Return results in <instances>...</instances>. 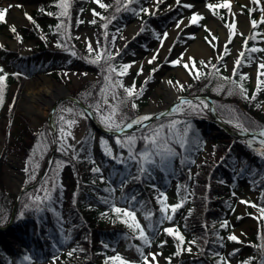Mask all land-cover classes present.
I'll list each match as a JSON object with an SVG mask.
<instances>
[{
  "label": "trees",
  "instance_id": "16d2710c",
  "mask_svg": "<svg viewBox=\"0 0 264 264\" xmlns=\"http://www.w3.org/2000/svg\"><path fill=\"white\" fill-rule=\"evenodd\" d=\"M148 1L134 0L132 7H141ZM69 2L70 16L66 18L65 24V27L68 28L77 24V18L81 12L80 9H85L88 4L87 0H69ZM105 3H108L110 7L108 9H101L103 16H116V19L108 21L107 32L121 29L127 23L140 17L131 11L122 10L119 13H114L113 10L116 7L114 0H106ZM120 3L122 4L123 0H120ZM42 8L45 11H41ZM249 9H252V11L249 12ZM211 10L214 14L216 12L221 13L218 17L223 22L228 20L229 12L227 9L217 8ZM56 11H59V9L54 0H42L40 10L34 12L33 15L35 23L30 20L29 26L22 29L23 40L39 38V29L43 28L47 34L60 39L61 43L74 47L75 44L69 39V36H61L60 33L54 32L53 27H50L55 26L60 19H65L64 17L58 18L55 15L50 16L47 14L48 12ZM179 12H181V9L175 8L161 16L145 15L143 17L145 21L144 29L141 30L140 34L141 44H138L136 39L128 42L126 47L121 51L119 58L129 54L134 48H138L139 46L144 47L148 40H150L149 38L156 35V26L162 29L165 28L169 21L174 19ZM246 12L250 19L255 18L259 20L260 17L257 18V13L261 12L259 7L254 3H252V6ZM95 19V25L100 30L99 36L103 39L102 34L105 32V28L101 27L103 19L102 17H96ZM4 23L5 21H0L1 25ZM37 23L40 25L39 28L36 27ZM263 26L264 22L258 23L255 29L251 26L250 32L253 30L257 32L255 40L249 34L242 35V37L248 36L247 44L249 46L255 43L262 50L250 51V48H246L239 67L245 65L243 60L248 57L254 58L252 60L260 64L264 51V39H260L259 37L264 36ZM183 39L182 36H179L176 39V43L182 42ZM38 49V53L31 56L16 55L14 52L5 50L0 52V65L6 63L14 69V73L19 74L13 75V73L4 70L8 73V76L6 77L4 102L0 104V121L5 126L4 132L7 138L15 139L13 142L15 146L14 150L26 159L32 154V149L37 139H41V142L50 141L46 127H43L38 132L34 131L29 126V119L17 111V104L24 91L28 77L41 70H46L48 66L56 63L55 54L59 52L58 50H49L42 41H38ZM77 56H81L78 50ZM47 60L50 62L47 63ZM233 78L238 80L239 74H235ZM58 79L61 81L60 78ZM192 79L193 85L188 92L190 95H195L200 93L202 86L211 84L215 79H219V77L215 75H202L199 79H196L193 75ZM220 81L223 82L222 80ZM243 83L248 89L249 96H251L256 87H252L247 78L244 79ZM14 84L16 91L10 102V90ZM101 87L100 81L96 83L88 82L81 86L80 91L82 94L76 95L84 102H92L96 100ZM86 91L92 93V95L88 97L83 96V93ZM207 93L211 95L217 111L222 117L228 120L239 117L246 126L249 121H256L258 124L264 125V114L261 108L262 103H264V85H261L260 90L256 92L255 99H245L238 90H236L233 98H226L225 100L221 96L213 95L211 92ZM141 97H135L138 105L136 109H132L128 103L122 104V110L125 112L128 121L139 115V109L143 105ZM165 120L168 119H162L157 122L164 123ZM192 128L199 134L202 141H207L208 137L203 134L195 123H193ZM149 129L151 127L139 132L124 134L120 137L135 134L138 137L136 142V149L138 151L144 147V142L139 137L143 136ZM164 131L166 132L167 128ZM40 134H43V136ZM115 137L104 134L97 136V132L89 124L86 137L80 144V151L76 156L72 157L68 155L63 157L60 153L55 155L52 169L56 165L57 159L62 158L77 173V175L75 174L76 185L72 190L73 196L70 197L66 210L60 206V203L63 201L60 189H57L50 202L46 201L41 205L39 211L35 207L25 208L24 205L29 203L28 194H36L41 189V185L25 192L19 200L15 220L8 238L0 236V264H13L14 259L16 260V264L42 263L54 258L56 253L64 250L72 253L71 255L69 253L65 255L64 264H106L105 256H109V254L113 253L114 249H117L118 243L127 234V225L118 218L116 223L107 226V223L113 220L116 214L110 211V205L105 203V199H101V197L109 198L114 196L117 203L120 201L124 203L123 205L127 204V206L132 205V203L134 204L136 201H142V199H146L149 203L148 205H156L159 203L156 198L158 193L155 188L158 184L162 183L166 186L173 178H176L179 186L184 188L180 192L186 201V213L178 220H175L174 223L163 225L162 228L172 226L173 224L178 225L179 230L186 237V242L191 243L193 239L197 240V244L192 246L195 247L200 256L192 260L194 264H217L219 258L217 254L224 256L226 261L230 260L231 264H233V260L225 254L227 244L233 240L228 239L229 232L227 227H220V224L225 220V215L231 210V202L229 201L230 187L220 186L219 181L229 179L233 186V183L238 180V176L246 175L252 180L255 187L261 188V196L264 193V156L251 158L229 141L215 140L216 150L223 155L222 159L214 163L202 164L196 163L195 157L205 144H200L199 147L189 144L186 146L187 150L182 153L179 145L174 143L173 146L177 148V152L182 158L177 165L173 158H171L165 167L161 168L158 164L153 165L150 171L141 174L137 171L139 163L136 164L135 160H129L124 163L120 162L119 159L113 160L110 155L97 147L96 140L103 138L114 144L116 152L122 151L125 154H129L127 147L116 143ZM193 160L195 163H192ZM27 161L29 160L27 159ZM92 163L94 167L89 168L88 166ZM195 164L197 171L192 175L189 169ZM80 166H83L82 171H79L78 167ZM96 167L102 171H92ZM99 173H105V180L103 182L98 179ZM137 176H139V179L136 178ZM122 181L123 187H121ZM153 185H156V187H153ZM112 187L120 191L117 196L108 191ZM132 196L136 197L135 201L131 199ZM122 197H126L127 200L125 201ZM14 204L15 194L7 188L5 157H2L0 159V226L5 225L10 220ZM56 206H58V213ZM106 209H108L107 212ZM159 209L154 208L151 211L153 223L157 229L161 226L157 221ZM189 209H191V214H189ZM102 213L105 214L102 215ZM63 219L65 220L64 223L68 226V231L62 227ZM117 225H121V227ZM216 233H219V236ZM262 235H264V218L259 220V224L248 242L239 243L240 247L231 254V257L233 256L232 258L236 259L239 264L250 257L252 258L251 264H259L261 250L257 245L262 243ZM136 239V244H142V241L138 237ZM153 241L160 249L164 250L167 257L172 256V261L169 262L167 260L166 264H179L185 259L181 257L182 252L179 255H173L177 250V239L169 233L162 231L159 238ZM161 241H166V243L161 244ZM105 244L109 246L105 248ZM143 247L145 250L148 245H144ZM26 255L32 256L33 259L31 261L24 260L23 258ZM76 255L79 257H76ZM100 257L102 258L99 259ZM177 258L179 260L175 261ZM107 264H111V262H107Z\"/></svg>",
  "mask_w": 264,
  "mask_h": 264
},
{
  "label": "rangeland",
  "instance_id": "374dc122",
  "mask_svg": "<svg viewBox=\"0 0 264 264\" xmlns=\"http://www.w3.org/2000/svg\"><path fill=\"white\" fill-rule=\"evenodd\" d=\"M89 4L84 9L83 12L79 14V20L83 21L81 23L77 22L76 26H70L69 27V39H71L75 43V48L79 50L81 56L72 55L71 51H68L64 48V53L61 55H58L56 53V63L51 64L46 68L47 72H39L37 74L44 75V76H59L61 77L66 84L69 87V90L72 92V94H82L80 91V88L83 84L88 82H99L102 81L103 88L105 91L102 93L101 90L99 92L98 98L102 101L103 96L107 95L109 101L113 105H117L119 111L116 113L117 120L124 119L125 122L127 121V116L125 112L122 110V104L120 101L124 97V90L123 88L117 87L116 89L111 88V83L116 80V74H112V81L111 82H105L103 79L104 72L102 71V63L101 64H92L89 63L86 57L87 55H92L87 52L86 43L88 40H91L93 42L99 41L101 45H103L106 42L105 36L102 34L103 39L100 38V30L96 27L95 24L90 23V21L93 19V13L90 11L92 8H96L98 11L101 9L99 8V5L95 3V0H88ZM168 1V2H167ZM172 0H160V4H168ZM263 4H264V0ZM106 2V0H104ZM167 2V3H165ZM193 3L194 8L188 9L185 5L186 3ZM223 0H212V3L217 4L221 3ZM41 3V2H40ZM40 3H38V0H0V5L7 8L6 16V25L5 27H0V43L4 45L3 48H0V51H3L2 49L6 48L8 51H14L18 54H25L30 55L31 52L34 49H36L34 52L37 51L38 45L37 43H33L28 40H24L22 43H17L16 48L13 47L12 43L14 41H17L16 34L10 31V25L15 24L17 32L21 27H24L28 25V20H26L25 13H29L30 15L39 8ZM156 4V0H151L146 6L151 8ZM232 9L233 12H235V16L233 17L232 13H230L229 16V22H231L233 19L237 21V33H241L242 31L246 30L248 26V20H247V14L245 12V9L247 7L251 6V0H231ZM11 5V7H9ZM158 5V7H159ZM183 8V15L185 18L189 17L191 14V11L197 10L202 14L201 20L199 23L195 24H187L186 19L185 21H181V26L179 28L175 27V24L171 29L167 30L168 36L166 38H163V43L161 44V40L158 37H155L153 40L149 42V45L147 49L142 50H136L132 53V55L127 56L123 59H120L119 61H116L118 64L119 62H129V61H135L136 63L131 64V66L128 69V72L125 74L126 76L123 79V82L125 84H130L132 80L134 79L137 85V88L139 89V86L141 84L144 85L143 88V95L142 96V106L139 109V115L144 114L143 111L146 107L149 106V103L151 102V105L155 106L157 109H160L161 107L166 105L165 102V91L162 90V86L164 85V79L166 77H169L170 80H172L174 83L175 81L179 80L183 84V88L181 89V92L183 95H188L187 91L192 87L193 85V79L192 76L196 72V68H199L202 72H205L206 69H209L207 65H200L199 61L201 59H204L208 61L211 59V63L218 64L217 67H221V63L229 65V67L232 66V61L234 60L235 56L239 53L236 51V49L240 45L237 44V36L234 40H231L228 44H224L223 42L226 39V32L224 29L220 26V23L217 19L214 18L210 10H208L207 2H200V0H184V2L180 3ZM156 7V9L158 8ZM144 14V13H143ZM180 15V16H181ZM178 19V18H177ZM176 19V21H177ZM244 21L245 25L242 26V22ZM137 22H134L133 24H136ZM204 25H207V27H204ZM130 26V25H129ZM124 27L122 30H119V35L117 36L116 40L113 42L111 40V36L113 33H115L116 30H112L111 32H108L107 37V43L108 46L113 48L115 50L116 48H119V52L124 47V43L127 41V38L129 36L128 33V27ZM163 32L161 31L160 34L162 36ZM189 33H194L195 35H189ZM43 37L47 36V40L43 39L46 43V46L48 49H58L62 48L60 46H57L55 41L57 40L56 36H50V35H44ZM178 35H185L187 36V40L183 44H173V40ZM123 37L121 39L120 37ZM215 36L216 39L212 40V37ZM205 37H208L206 40ZM209 40H212V43L216 44V47L213 48L211 44L208 42ZM28 44L29 52L24 53L22 51V45L21 44ZM171 45V51H168L169 46ZM199 45H202L204 47V50H192L193 48H197ZM95 47V44H94ZM229 48L230 50L227 52V54L224 53V48ZM67 48H70L74 50L76 53V49H74L73 46L67 45ZM156 49H159V52H156ZM186 50V51H185ZM184 52V57L192 59L187 60L189 64V68H192V73H190L187 69L183 67V64L180 65H172L168 62V60L177 58L178 54L181 52ZM51 54H53L51 52ZM156 54V60L152 61L151 63L148 62V58ZM48 55V54H47ZM217 55H220V60H216L215 57ZM167 57V58H166ZM263 58H264V51H263ZM50 61L47 60V63ZM193 62L196 65V68H193ZM73 63V64H71ZM159 64L160 67L157 68V70L153 73H151V79L145 82L144 75L146 73H149L150 69L156 67V65ZM138 66L143 67V72H140L137 74V68ZM237 67V65H236ZM10 70L9 68H7ZM225 74H229L228 71L223 68ZM240 71H245L248 73V81L253 85L256 86V80L258 76L261 79H264V69L259 72V67L250 62L247 63ZM239 72V71H238ZM67 73V75H65ZM86 73V75H85ZM36 74V75H37ZM34 75V76H36ZM202 76V75H201ZM216 78V77H214ZM29 83V82H28ZM219 79H215L211 84L204 86V90L209 91L213 93V95L221 96L224 100L226 98H233L235 95L236 90H233L231 93L228 92V86L224 84L222 88H218L219 84H222ZM27 84V83H26ZM25 84V86H26ZM24 86V88H25ZM14 89L11 91V98L14 96ZM217 89V90H214ZM113 96L115 98L113 99ZM21 101H18L17 104V111L23 115V112L19 109ZM197 103V102H194ZM201 103V109L195 112L190 113L187 117L184 116V114H175L173 116H169L170 119L176 118V116H179V118L183 121L187 119L191 126H192V120L195 118H210V116L206 113L205 108L207 107L206 103L203 101H200ZM90 104H94V102H90ZM150 105V106H151ZM151 106V107H152ZM72 107V108H78L73 103H64L62 104L57 112H56V124H57V130H56V138H57V149L62 156L66 154H72L75 153L74 156H76L79 151V145L84 140L87 134V129L89 127V120L87 115L85 116H79L76 112L69 113V112H62V109ZM48 106H42L41 107V113L44 116H48ZM264 108V105H263ZM92 109L96 113V116L98 120L105 125L100 118V115L96 112L95 107L93 106ZM101 111L107 113L109 111V108L107 105L101 104ZM264 112V110H263ZM63 115L65 119H72L75 120L76 123L71 125L70 127L67 124H64L63 127L72 133L71 136H68L67 142L65 144V151H60V143L59 136H60V127H61V121L60 116ZM24 116V115H23ZM229 122V121H228ZM47 125L46 118H42L41 121L38 123L37 126L33 125L32 122L29 120V126L34 129V131H39L43 126ZM154 125H151V128ZM123 127V125H121ZM202 128L204 126L202 125ZM209 131L208 134H212L214 132H219L215 128L212 127H206ZM5 126L3 122L0 121V158L5 157V172H6V182H7V188L10 192L15 193L17 190H19L21 187L26 186L27 184L33 183L41 173L48 154L51 150L52 141H44L41 142L40 149H37V152L35 153L32 161H26L23 159L21 155H19L15 150V146L13 142L15 141L14 138L8 139L6 136V133L4 132ZM48 132L50 134V130L48 128ZM98 136V135H97ZM97 141V147L101 148L104 152L105 151V145L101 143V139L96 140ZM172 143H175V141H172ZM210 151H208L206 154L201 156L200 161L205 162H213L216 161L220 155L216 153L214 150L213 143L208 141ZM72 145V148H69L68 145ZM114 144H111L108 142V146L111 147V150L113 152V158L119 159L120 162H128L131 160L129 158V154H125V152L118 151L116 152ZM255 147H252L255 149V152L257 154L258 151L256 148L259 147L258 143L254 141ZM96 148V147H95ZM41 149H44L43 155L40 154ZM182 151L185 152L186 148H182ZM107 153V152H106ZM120 153H123V157L120 158ZM108 154V153H107ZM116 155V156H114ZM176 162L180 159L178 156H174ZM55 161V158H54ZM57 161H60V165H57ZM56 165L53 169H51L50 173H48L42 181L48 180L49 186L51 184L55 183V188L52 190V196L54 193H56L57 188H61V195L63 196V201L60 203L61 208H64L66 210V207L68 205V202L70 200V197L73 196L71 193V190L73 188L74 184V175L75 170L71 167V165L67 164L64 159H57ZM38 162L39 167L35 169V179L28 180L29 175L33 171L34 163ZM94 164H91V167ZM28 168L29 171L26 172L25 168ZM90 168V165L88 166ZM79 171L83 170V166L78 167ZM197 168L194 167L191 169L190 174H195ZM55 174V175H53ZM103 175L104 179L101 180L100 176ZM98 179L103 182L105 180V175L103 173H99ZM25 180H28V183H25ZM220 186H226L228 187L230 185V181L228 179L221 180L219 182ZM41 185V184H40ZM164 189L167 192V203H177L181 199L184 200V204L182 207L178 208L176 210V213L174 214L173 221H164L163 225H169L175 222V220H178L180 216L184 215L185 213V204L186 201L184 199V196L181 194V190L184 188L180 187L178 182L176 181V178L169 181L166 186L164 184H158L156 187V192L158 193L157 196L160 194L161 191L164 192ZM231 202H232V209L227 213V216L225 219L228 220V226L227 230L229 234L235 233L237 234L240 239L235 241H230L229 244H227L225 253L231 257V254L233 253V249L237 250L238 247H240L239 243H245L248 242V240L251 238V235L253 234L254 230L258 226L259 219L257 217L259 216V209L252 206V203L245 204L243 203V200H248L251 202H255L257 205L264 204V201H260L257 203V200L259 199L260 191L255 188L250 180L244 176V177H238L237 183H235V186L231 190ZM120 193L118 189H116V192L114 193L116 196ZM235 193V195L233 194ZM42 194V192H41ZM156 196V198H157ZM46 202V201H45ZM121 203L120 201L118 202ZM148 201L146 199H142V201H136L134 204L129 206H134V210L136 211L137 217L140 220L141 224L145 226V230L149 232L151 235V229L147 228L148 220L145 219L144 213L145 211H151L153 207L148 205ZM58 206H56V210L58 213ZM154 208H159V204L154 205ZM62 210V209H61ZM171 214V210H169ZM159 217L162 215L160 210H158ZM251 214V215H250ZM117 216L115 215L113 217V220H111L107 226L114 223L115 220H117ZM65 220L63 219L62 227L64 230L68 231V226L64 223ZM162 225V226H163ZM161 228L157 229V234L153 237L154 239L159 238L161 234ZM129 230V234H127V237H123V239L118 243V251L121 253L122 256L127 258H135L139 259V253L137 252L136 248L134 247L135 243L137 242L136 236H134L131 233V229L129 226L127 227ZM190 245V242H186L184 245L185 250L182 251L181 257L185 258L184 261H181L180 264H190L191 260H193L195 257L198 256V252L196 249L191 245L192 251H187V247ZM116 251V250H115ZM148 251H155L158 253L156 260L158 261V264H165L167 262V255L164 252L163 249H160L156 243L153 241L152 245L148 246L145 249V252ZM162 253V255H160ZM63 256L64 253H57L54 258L50 259L49 261H46L42 264H63ZM233 259V258H232ZM15 262V260H14ZM234 264H238L236 260H233ZM112 264H115L114 261H111Z\"/></svg>",
  "mask_w": 264,
  "mask_h": 264
},
{
  "label": "snow or ice",
  "instance_id": "6c2138e0",
  "mask_svg": "<svg viewBox=\"0 0 264 264\" xmlns=\"http://www.w3.org/2000/svg\"><path fill=\"white\" fill-rule=\"evenodd\" d=\"M116 7L114 8V13H119L120 11H131L137 16H140L141 13H149L154 8L158 7L160 0H156V4L152 6V8H149L148 6H141V7H132V4L134 0H123V3H120V0H114ZM184 2V0H176V4H180ZM54 3L57 5L59 11L56 12H48L47 14L52 16L55 15L58 18L64 17L65 19H60L59 22L55 26H50L54 28V32L60 33L61 36L67 37L69 36V28L65 27L66 24V18L70 16L69 8H70V2L69 0H54ZM95 3L99 5L100 9H108L110 5L108 3H105L104 0H95ZM253 3L257 6H259L261 15L259 20L252 18L250 20V24L255 29V26L260 23L264 22V4L261 3V0H253ZM188 9H193L194 5L193 3H186L185 5ZM11 7V5H9ZM207 7L209 9H217V8H225L228 12L232 13L233 17L235 16V12H233V9L231 7V0H223L222 3H208ZM7 8H0V21H5L6 18V12ZM41 11H45V9H41ZM81 12L84 11L83 8L80 9ZM93 13V19L90 21V23L95 24L96 19L95 17H102L103 23L101 27L105 28V32L103 35L106 38V42L101 45L100 42L97 40L95 42L88 40L86 43L87 52L92 55H87L84 57L88 60L89 63L92 64H101L102 63V71L104 72L103 79L105 82H111L112 81V74H116V80L111 83V88L114 90L117 87L123 88L124 90V97L120 101L121 104L128 103L130 104V107L132 109H136L138 107L136 103L135 97L139 95H143V88L144 85L141 84L139 86V89L137 88L136 82L133 79L130 84H125L122 80V77L128 72L129 67L131 64L136 63L135 61H129V62H119V64L116 61H119V48H116L113 50V48L108 46L107 43V37H108V21L112 19H116L115 15L104 17L102 12L98 11L96 8H92L90 10ZM252 9H249V12H251ZM217 16H220L221 13L216 12ZM27 18L29 20H32L33 23H35L34 18L29 14L25 13ZM202 14L197 11L193 10L191 11V14L189 17L185 18L184 16H180L175 24V27L179 28L181 26V21H185L187 24H195L199 23L201 20ZM77 22L81 23L83 21H80L79 18H77ZM144 23L145 21L141 17V24H140V30L144 29ZM224 24L227 25V34L226 39L223 42L224 44H228L231 40L233 35L235 34V31L237 29V21L233 19L231 22L228 20L224 21ZM36 27L39 28L40 25L37 23ZM204 27H207V25H204ZM63 29V30H62ZM10 31L16 34V37L21 42L23 41V36L17 32L15 24L10 25ZM155 31V30H153ZM119 35V29H116L115 33L112 34L111 40L114 42ZM158 38L161 40V44L163 43V38H166L169 34L167 31L163 32L162 36L160 33H156ZM189 35L194 36V33H189ZM249 35L252 37L253 40L257 38V32L253 30L249 33ZM123 39V37H120ZM260 39H264V36L259 37ZM43 39L47 40V36H44ZM207 40L208 37H205ZM216 37L213 36L212 40H215ZM212 40H209L208 42L211 44L213 48L216 47V44L212 43ZM248 36H244L242 43L244 44V48H237L236 51L239 53L235 56L234 60L232 61V66L229 67V65L221 63V67L225 68L228 71V75H225L224 73L220 72L219 68L215 63H211V59L208 61L201 59L199 61L200 65H207L209 68H211V72L204 73L199 68H196L195 63L193 62L192 67L196 68V72L194 73V78L199 79L201 75H208V76H217L220 80L223 81L222 84L218 85V88H222L224 84H227L228 86V92L231 93L233 90H238L239 93L245 98V99H255L256 92L260 90V86L264 85V79H261L259 76L256 80V89L252 92L251 96H249L248 89L245 87L243 81L245 78L248 77V73L245 71H239V79H234V75L238 72V69L236 65L240 64L242 62V56L246 48H250V51H260L262 50L260 46H258L255 43H252L250 46L247 44ZM175 40H173V44H175ZM57 46L64 47L66 50L71 51L72 55H76L77 53L67 48V45L62 44L60 39H57L55 41ZM95 44V47H94ZM4 45L0 43V48H3ZM229 48H224V53L227 54L229 51ZM168 51H171V45L169 46ZM186 51V50H185ZM156 52H159V49H156ZM167 58V57H166ZM192 59L191 57L185 58L184 52L178 54L177 58H173L168 60V62L172 65H180L183 64V67L187 69L190 73H192V68H189V64L187 60ZM216 60H220V55H217L215 57ZM254 59L252 57L245 58L243 60L244 63H250L251 60ZM156 60V54L151 55L148 58V62L151 63L152 61ZM160 65L157 64L156 67L150 69L149 73H146L144 75L145 82L151 79V73L155 72L157 68H159ZM260 69H264V58L261 59V62L259 64ZM143 67L138 66L137 68V74L140 72H143ZM13 75H19L18 73H13ZM67 75V73H65ZM86 75V73H85ZM264 75V74H262ZM8 76V73L4 71L3 65H0V104H3L4 102V93L6 88V77ZM170 85H179L180 88H183V84L177 80L175 81V84L172 80L167 81ZM217 90V89H214ZM105 89L102 87L101 92L103 93ZM92 93L90 92H84L83 96L88 97L91 96ZM115 96H113V99ZM175 102L171 104L170 111L166 110L165 113L160 114L163 116H173L175 114H184L185 117H187L190 113L198 111L201 109V103L199 102V98H197V103H194L192 99H189L185 96H176L174 97ZM107 105L109 108V111L107 113L101 111V104ZM95 107L96 112L100 115L101 121L105 124L106 127L109 129H115L116 131H122L121 125L124 127H132L134 124H142V122L148 120V118L153 113H144L142 115L136 116L134 119H130L128 122H125L124 119L117 120L116 113L119 111L117 105H113L110 103L107 95L103 96L102 101L100 99H96L94 101V104H90L89 107ZM259 107V105H257ZM69 112L73 113L76 112L79 116H85L86 110L80 109V108H72L67 107L62 109V112ZM61 121V127H60V136H59V143H60V151H65V144L67 142V137L71 136L72 133L70 131H67L63 125L67 124L69 127L76 123L75 120L72 119H65L63 115L60 117ZM11 123V121H9ZM229 123H233L237 130H239L241 133H253L250 138L247 139V143L249 146L255 147L254 141L258 143L259 147L256 148L260 156H264V125L258 124L256 121H249L247 126L246 124L239 118L236 117L232 120H229ZM165 128H167V131L165 132ZM43 136V134H40ZM138 137L133 135H125L124 137L116 136L115 141L117 144H121L128 149L129 158L131 160H136L139 163V167L137 171L141 174H143L146 171H150L151 167L153 165H159L161 168L165 167L167 163L170 161V159L177 154V148L173 146L172 141H175L179 145L180 148H186L189 144H194L197 147H199L200 144H206V141H202L199 137V134L192 128L190 122L185 119L181 120L179 116H176V118L165 120L164 123L157 122L151 129H149L148 132H146L143 136L139 137L144 142V147L140 148L138 151L136 149V142ZM101 143L104 144L105 151L108 153V155H113V152L111 150V147L108 146V141L101 138ZM41 146V139H37L35 145L32 149V154L28 156V160L32 161L35 153L37 152V149H40ZM69 148H72V145H68ZM44 149H41L40 154L43 155ZM75 155V153H73ZM123 153H120V158L123 157ZM60 161H57V165H60ZM94 163V161H93ZM192 163H195L193 160ZM39 167L38 162L34 163L33 171L28 177V180L35 179V169ZM25 171L28 172L29 169L26 167ZM92 171L94 172H100L102 171L100 168L96 167L93 168ZM189 172L191 173V169H189ZM55 175V174H53ZM139 179V176L136 177ZM100 179L103 180L104 176L101 175ZM28 180H25V183H28ZM121 187H123V181L121 182ZM153 187H156V185H153ZM55 188V183L51 184L49 186V181L44 180L41 181V189L36 194H28V201L29 203H26L24 205L25 208L29 207H35L37 211L40 210L41 205L44 204L45 201L50 202L52 199V190ZM110 193H115L116 188L112 187L108 190ZM42 192V194H41ZM235 195V193H233ZM101 199H105V203L110 205V211L115 213L119 219L123 221L126 225L129 226L131 229V233L138 237L140 241H142V244H136L134 247L136 248L137 252L139 253V259L135 258H127L121 255L120 252H115L114 255L111 256H105V262L114 261L115 264H158V261L156 260V257L158 255L155 251H148L147 253L144 250V245H152L153 243V237L157 234L156 231V225L153 223L152 219V212L151 211H145L144 216L145 219L148 220L147 228L153 229V233L150 235L148 231L145 230V226L141 224L140 220L137 217L136 211L134 210V206H121L119 205L115 197H109L104 198L101 197ZM122 199L127 200L126 197H122ZM132 200H136L135 196L131 197ZM167 193L161 191L160 194L157 196V201L159 203V208L161 212V216L157 218V221L160 225L164 224V221H173L174 214L176 213V210L184 204V200L181 199L177 203H167ZM261 199L264 200V193L261 194ZM243 203L249 204L252 203L253 207H256L259 209V216L257 219L264 218V204L257 205L255 202H251L248 200H243ZM91 207V205H89ZM171 210V214L169 212ZM108 209H106V212ZM105 213H102V215ZM189 214H191V209H189ZM23 215V213H21ZM251 215V214H250ZM228 226V220L225 219L221 224V228H225ZM161 231L165 233H169L171 236L175 237L177 239L176 244V252L173 253V255H179L182 251L185 250L184 245L186 243V237L182 231L179 230V226L173 224L172 226H166L160 229ZM217 236H219V233H216ZM127 237V234H125ZM228 239L233 241H238L240 237L235 234L231 233L228 236ZM262 243L257 245V247L261 250V258L259 260V264H264V235L261 236ZM166 243V241H161V244ZM197 240L193 239L190 243V245L187 247V251H192L191 245H196ZM109 245L105 244L104 247L107 248ZM75 251V250H73ZM236 250L233 249V252ZM72 253L70 252L69 255ZM162 255V253H160ZM218 255L217 264H231L230 260L226 261V258L224 256ZM26 261H31L33 258L30 255H26L24 258ZM251 257L248 258L245 261H242L241 264H251ZM167 260L169 262L172 261V256L167 257Z\"/></svg>",
  "mask_w": 264,
  "mask_h": 264
},
{
  "label": "water",
  "instance_id": "95a60500",
  "mask_svg": "<svg viewBox=\"0 0 264 264\" xmlns=\"http://www.w3.org/2000/svg\"><path fill=\"white\" fill-rule=\"evenodd\" d=\"M62 87H63L64 92L62 94L58 95L49 104L50 108L48 110V112H49L48 122H49V126L51 128V131H52V139H53V146H52L51 153H50V155L48 157L47 163H46V165L44 167V170H43L39 180L35 184L26 186L25 188H22L20 191H18L16 193V203H15V206H14V211H15V209L17 207L18 199L22 195V193L27 191V190H29V189H31V188L36 187L40 183V181L42 180L44 175L46 174V172H47V170H48V168H49V166L51 164L53 155H54L55 150H56V137H55L56 125H55V121H54V115H55L57 107L62 102H64V101H73V102L77 103L78 105H80L84 110H86V113H87V115L89 117V120L92 123V125L94 126V128L97 130V132L106 133L108 135H122L123 133H128V132H132V131H136V130L142 129V128L148 126L149 124H151L152 122L162 118V116L160 114L165 113L166 110L170 111L171 104L175 102V100H173L168 106L163 108L161 111L154 113V115L150 116L148 118V120L142 122V124H134L130 128L129 127H124V128H122V131H116V130H110V129H107L105 127H102L98 123L94 112L89 108V106L85 105L78 98L72 96V94L68 91V89L66 88L65 85H62ZM24 96H25V94L23 95L22 99L24 98ZM185 97H187L189 99H192L193 101H197V98H199V100L200 99H205L210 104L211 110H212V117L214 118V121H210V120H206V119H201L199 121L211 124L212 126H214L217 129L224 130V133H223L224 137H226V138H230L232 136L244 137V135H246V136H248L250 138L252 135H254L253 133H241L239 130L237 132L228 130L226 128L225 124H224L223 119L217 113V111L215 109V106H214V104L212 103V101H211V99L209 97H206V96H185ZM20 109H21V105H20ZM12 221H13V219H11V221L5 227H0V234H2L3 232L7 231L10 228Z\"/></svg>",
  "mask_w": 264,
  "mask_h": 264
},
{
  "label": "bare ground",
  "instance_id": "6f19581e",
  "mask_svg": "<svg viewBox=\"0 0 264 264\" xmlns=\"http://www.w3.org/2000/svg\"><path fill=\"white\" fill-rule=\"evenodd\" d=\"M245 23L242 22L244 27ZM138 25L130 26L128 28L129 35H132L136 32ZM23 49V48H22ZM192 50H204L202 45H199L197 48ZM25 51V50H24ZM165 91V101L166 104L171 103L174 100V97L178 94L175 88L170 87L168 82H164L162 90ZM64 92L63 87L58 84L56 81L50 77H39L36 78L33 82L30 83L29 87L26 90L25 96L21 101V109L29 118L35 122H40L43 114L41 113L42 106H49V104L60 94ZM156 107H148L144 112L152 113ZM226 126L230 130H236V127L232 123H226Z\"/></svg>",
  "mask_w": 264,
  "mask_h": 264
}]
</instances>
